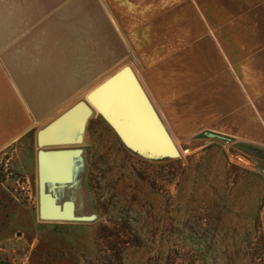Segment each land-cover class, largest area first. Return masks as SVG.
<instances>
[{
    "label": "rangeland",
    "instance_id": "374dc122",
    "mask_svg": "<svg viewBox=\"0 0 264 264\" xmlns=\"http://www.w3.org/2000/svg\"><path fill=\"white\" fill-rule=\"evenodd\" d=\"M172 51L147 33V64L120 68L132 69L174 152L147 157L94 113L83 144L54 148L75 153L68 183L42 184L59 209L53 217L43 210L39 148L31 137L7 147L0 256L11 264H264L262 153L227 134L228 82L215 79V66L193 74Z\"/></svg>",
    "mask_w": 264,
    "mask_h": 264
},
{
    "label": "crops",
    "instance_id": "0c3cea01",
    "mask_svg": "<svg viewBox=\"0 0 264 264\" xmlns=\"http://www.w3.org/2000/svg\"><path fill=\"white\" fill-rule=\"evenodd\" d=\"M147 33L193 74L215 66L227 134L264 158V0H0V155L120 66L147 64Z\"/></svg>",
    "mask_w": 264,
    "mask_h": 264
},
{
    "label": "water",
    "instance_id": "95a60500",
    "mask_svg": "<svg viewBox=\"0 0 264 264\" xmlns=\"http://www.w3.org/2000/svg\"><path fill=\"white\" fill-rule=\"evenodd\" d=\"M94 113L104 118L125 144L147 157H163L174 152L171 139L159 116L129 66L113 72L85 96L28 135L39 148L38 170L41 199L47 216L58 217L44 194L45 182L64 185L72 179L74 151L54 148L76 147L85 142L86 126ZM209 137H216L208 134ZM52 150H45V149ZM78 170V168H77ZM79 171V170H78ZM75 173V170H74ZM264 175V170H262Z\"/></svg>",
    "mask_w": 264,
    "mask_h": 264
},
{
    "label": "trees",
    "instance_id": "16d2710c",
    "mask_svg": "<svg viewBox=\"0 0 264 264\" xmlns=\"http://www.w3.org/2000/svg\"><path fill=\"white\" fill-rule=\"evenodd\" d=\"M0 264H11L6 258L0 256Z\"/></svg>",
    "mask_w": 264,
    "mask_h": 264
}]
</instances>
